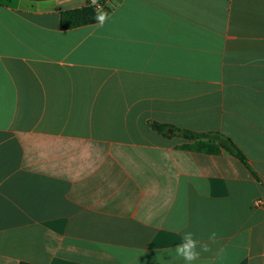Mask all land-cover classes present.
Masks as SVG:
<instances>
[{
    "label": "crops",
    "instance_id": "obj_1",
    "mask_svg": "<svg viewBox=\"0 0 264 264\" xmlns=\"http://www.w3.org/2000/svg\"><path fill=\"white\" fill-rule=\"evenodd\" d=\"M98 1L0 0V264H264V0Z\"/></svg>",
    "mask_w": 264,
    "mask_h": 264
},
{
    "label": "trees",
    "instance_id": "obj_2",
    "mask_svg": "<svg viewBox=\"0 0 264 264\" xmlns=\"http://www.w3.org/2000/svg\"><path fill=\"white\" fill-rule=\"evenodd\" d=\"M102 4V2L99 3L101 8L103 6ZM98 6H91V2H87L85 6L81 8L62 12L60 15L61 29L70 30L80 26L97 23L95 19V14L99 10ZM103 10L105 9L103 8ZM152 127L162 135H168V128L166 126L155 124L152 125ZM172 131L173 134L177 133L181 135L188 142L186 144H183L181 146V149L207 155H219L225 152L238 159L243 165H245L250 170L245 156L242 154L240 149L233 143V141L226 135L221 134L219 132L199 134L186 130L172 129ZM252 174L254 175L253 172Z\"/></svg>",
    "mask_w": 264,
    "mask_h": 264
},
{
    "label": "clouds",
    "instance_id": "obj_3",
    "mask_svg": "<svg viewBox=\"0 0 264 264\" xmlns=\"http://www.w3.org/2000/svg\"><path fill=\"white\" fill-rule=\"evenodd\" d=\"M90 2L91 6H96L98 0H90ZM95 19L97 21L95 25L103 27L109 19V13L105 12L102 8H99L95 14ZM217 242L218 239L215 232L210 233L207 241H203L197 239L193 232L184 231L181 242L176 244L170 251L174 252L176 257L182 259L184 264H195V262L200 259L202 254L212 252V245ZM222 252L223 249H221L217 255H221Z\"/></svg>",
    "mask_w": 264,
    "mask_h": 264
},
{
    "label": "built area",
    "instance_id": "obj_4",
    "mask_svg": "<svg viewBox=\"0 0 264 264\" xmlns=\"http://www.w3.org/2000/svg\"><path fill=\"white\" fill-rule=\"evenodd\" d=\"M98 8H101L100 5L98 6ZM254 204H255L256 206H258V205H260V201L257 200V201H255Z\"/></svg>",
    "mask_w": 264,
    "mask_h": 264
}]
</instances>
